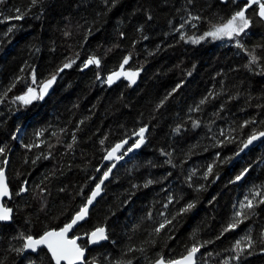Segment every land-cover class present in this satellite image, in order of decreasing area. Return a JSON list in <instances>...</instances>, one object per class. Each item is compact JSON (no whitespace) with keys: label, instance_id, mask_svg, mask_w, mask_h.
<instances>
[{"label":"trees","instance_id":"trees-1","mask_svg":"<svg viewBox=\"0 0 264 264\" xmlns=\"http://www.w3.org/2000/svg\"><path fill=\"white\" fill-rule=\"evenodd\" d=\"M248 3L0 0V165L9 161L14 210L12 224L0 225V264H54L46 251H18L23 237L70 222L109 168L107 152L126 139L133 144L141 127L139 152L118 166L73 234L84 238L86 264H154L205 242L198 264H227L245 234L252 245L240 263L264 264V142L231 165L249 136L264 131V18L258 5L247 8L250 26L237 36L243 48L205 35ZM93 56L99 67H83ZM126 57L124 71L138 72L136 82L105 83ZM69 60L75 63L57 72ZM53 74L43 101L16 103ZM245 170L244 183L233 185ZM250 181L261 197L225 231ZM189 203L195 206L183 211ZM165 220L171 223L157 232ZM98 227L108 242L90 249L88 234Z\"/></svg>","mask_w":264,"mask_h":264},{"label":"snow or ice","instance_id":"snow-or-ice-1","mask_svg":"<svg viewBox=\"0 0 264 264\" xmlns=\"http://www.w3.org/2000/svg\"><path fill=\"white\" fill-rule=\"evenodd\" d=\"M32 4L35 5L38 0H31ZM252 4L258 5V15L261 18H264V2H261V0H249V3L241 8L239 11L235 12L230 19H228L226 22L220 24V25H213V30L206 33V36H211L216 39H222L224 37H227L229 39H233L234 37L240 36L242 33L245 32V30L250 26L251 21L245 16V12L247 11L248 7H251ZM19 12V10H17ZM24 18V14H18L15 16V19L21 20ZM192 19H199V17H192ZM190 22V21H189ZM183 27V25H181ZM11 31V29H9ZM183 39V36L181 37ZM203 38V37H202ZM193 42H198L194 40ZM237 46L243 48V45L237 41ZM251 55V62L256 63L257 57L254 54ZM130 57H126L121 66L120 70L113 72L111 75H109L105 81V83H108L111 85L116 79H119L121 75H123L126 79L130 81V83L134 84L136 82V77L139 75L138 72H125L124 71V65L128 63V60ZM75 63V60H69V62L65 63L63 67L59 68L57 72H63L65 69L70 68L72 64ZM96 65L99 67L100 60L96 58L95 56L90 57L83 67H88L89 65ZM32 82L33 84L36 83V76L33 71L32 73ZM56 74H53L50 76V78L47 81H42L41 85L39 86V93L37 92L36 88L28 87L24 95L17 96L16 99L21 101L23 104L27 105L30 104L33 100L39 98L43 99V96L46 94L47 90L52 86V84L56 81ZM201 103H204V101H201ZM179 131V129H177ZM147 132L146 127H141L138 132L134 133L135 136H138L139 139L135 140V142L130 145L124 152L126 155L127 152L132 151L133 149L139 148L144 142H145V133ZM259 137H264V131L257 133H253L251 136H249L248 140L244 143L243 147L247 148L249 144H251L254 140L258 139ZM103 143V141H101ZM128 144V140H124L121 143L116 144L111 151H109L105 157L107 160H115L119 161L123 159L122 155H117L118 152H120L124 145ZM3 152V149L0 148V153ZM115 163L111 164V166L102 174V178L99 180V182L95 185L94 190L91 191L90 195L86 198V203L81 206L74 214V216L70 219V222L65 223L62 228L59 230H48L45 231L42 236L39 238H34L31 235L27 237H23L24 244L21 249H18V251H25V250H31L32 252L38 251L39 248L44 247L47 249V251L51 255L52 261H54V264H62V262H66V264H86L84 252L85 249L81 245L77 244V240L80 239L79 236H76L72 239L68 238V233L73 229V227L80 221L84 220L89 211V206L93 204L95 199L101 194L102 192V185L104 184V181L108 179L109 174L111 173L112 168H115ZM247 170H245L246 172ZM212 173V166H209L207 169V173L205 178H207V174ZM245 173H241L238 175L235 179L239 181L243 178V175ZM151 183V181H149ZM23 191H27L26 188L22 189ZM10 197V192L8 189V185L6 183V178L4 176V172L2 169H0V199L3 197ZM254 198L255 197H261L260 191H254L253 193ZM247 199V198H246ZM171 200V197L169 198ZM258 203L264 204V198L259 199ZM195 205L193 203H189L186 208L183 209V211L187 212L191 208H193ZM255 207L254 200L253 199H247V203L241 204V209H248L251 210ZM11 212L12 209L6 207L4 204L0 203V221H8L11 219ZM246 218L244 211H237L235 213V218L233 219V222L228 225V227L225 229V231L235 229L239 223H242V219H236V218ZM171 223V220H165L163 223L159 225V228L156 229L157 232L162 230L166 224ZM89 235V239L92 243H98L101 240H106L108 237L105 234L104 228H96L94 231H92ZM247 243L249 246H251L252 241L251 237H246ZM209 242H205V245ZM241 241H237L235 244V249L239 250L238 254L235 259H239V253L243 252V248H241ZM205 245L200 244H193L190 248L187 249L186 253L182 254L179 259H169L165 260L163 256H160L158 259L154 261V264H197V253L200 252L201 247Z\"/></svg>","mask_w":264,"mask_h":264},{"label":"water","instance_id":"water-1","mask_svg":"<svg viewBox=\"0 0 264 264\" xmlns=\"http://www.w3.org/2000/svg\"><path fill=\"white\" fill-rule=\"evenodd\" d=\"M223 1L226 2L227 0H223ZM123 78H125V77H124L123 75H121L120 78H119V79H116L111 85H113L114 83H116V82L122 80ZM54 85H55V83L52 84V86L47 90L46 94L43 96V99H39V98H37V99L33 100L30 104H32V103H34V102H36V101H38V100L43 101V100H44V99H45V98L51 93V91H52ZM37 92L39 93V90H37ZM24 94H25V93H24ZM24 94H22V95H24ZM18 101H19V100H18ZM258 134H259V133H258ZM262 142H264V137H259L258 139L254 140L251 144H249L247 148H243V151H242L240 154L237 155V157L234 159V161L232 162L231 165H233L234 163L238 162V161L241 159V157H242L243 154L248 153L250 150H252V149L258 147ZM130 145H132V142H131V140L129 139V140H128V144H125V145H124V148H123L120 152L117 153V155H122V156H123V159H121V160H119V161H115V160H111V161H110V160H107V159H105V157H106L107 154L105 155V157H104V161H103V166H108V167H110L111 164H113V163H115L116 166H115V168H112L111 173L109 174L108 179H106V180L104 181V184L102 185V192H101V194L95 199V201L93 202V204L89 206V211H88V215H87V217H86L84 220L78 222V223L73 227V229L68 233V238H69V239L74 238V237H73V234H74L75 231L78 229V227H79L81 224L85 223V222L88 220V217H89L90 212L92 211V209H93L94 207H96L98 201H100L101 198L104 196V189H105L106 185L109 183V181L111 180V178H112L114 172L116 171V169L118 168V166L121 165V164H123L124 162H126L128 159L132 158L134 155H136V154L139 152V150H140V148H141V146H142V145H141L139 148H136V149H133V150L130 151V152H127V154L125 155L124 152H125V150H126ZM110 151H111V150H110ZM107 153H108V152H107ZM8 162H9V161L7 160L6 163H5V165H4V167L2 168V170H3V172H4V176H5V178H6V183H7V185H8V189H9V192H10V197H8V196L3 197L2 199H0V203L4 204L6 207L10 208V207L7 205V203L10 202V201H12L13 195H12L11 188H10V186H9V180H8V178H7ZM244 173H245V174L243 175V178L240 179L239 181L235 180V181L233 182V185H241V184L244 183L246 177L248 176V172L246 171V172H244ZM11 209H12V212H11V219L8 220V221H0V225H11V224H12V222H13V216H14V210H13V208H11ZM104 229H105V234H106L107 237H108V231H107L106 228H104ZM83 239H84L83 237H80V239L77 240V244L80 245V242H81ZM108 239H109V238H107L106 240H101V241H99L98 243H92V242L90 241V239H89V236H88V237H87L88 248L93 249V248L101 247L102 245H104V244H106V243L108 242ZM40 251H46V252L48 253V255L50 256V258H51L50 253H49V252L47 251V249L44 248V247L39 248L38 251H36V252H32L31 250H25V251H24V254H25V255H34V256H36V255L39 254ZM87 252H88V249H85V252H84L85 261H86V258H87ZM200 254H201V252L197 253V264H198V259H199V257H200ZM262 254L264 255V251L262 252ZM53 263H54V261H53ZM62 264H66V262H62ZM95 264H97V263H95Z\"/></svg>","mask_w":264,"mask_h":264},{"label":"rangeland","instance_id":"rangeland-1","mask_svg":"<svg viewBox=\"0 0 264 264\" xmlns=\"http://www.w3.org/2000/svg\"><path fill=\"white\" fill-rule=\"evenodd\" d=\"M9 29L18 30V27H17V25H12ZM208 37L211 38L214 42L215 41L216 42L219 41V44L223 45V46H236V47H238L237 46V41H239V43L242 44L241 40H239L238 37H234L233 39H229L227 37H224L222 39H216V38H213L211 36H208ZM15 101H16V103L19 106H24L25 105V104L20 103V101H18L17 99ZM1 166H2V164L0 165V169H1ZM254 191H260V188L257 185H254L253 181L248 182L246 184V186L244 185L243 188L239 189L238 195H237L235 203H234V208H233L234 217H235V213L237 211H241V210L242 211H246V210L249 211L248 209H241L240 208L241 204L247 203V199H253L254 200V204H255V201L257 200L258 197L254 198V196H253ZM236 219H240V218H236ZM243 237H244V239H242L240 241L242 242L241 243V248H243L244 250H243V252L239 253V259H240V256L244 255L245 251H247V250H249L251 248V246L248 245L247 240L245 239L246 237H249L248 234L247 235L245 234ZM238 251L239 250H235L236 253L234 254V257L237 256ZM234 257L230 258L227 261V264H241L240 260L239 259H235Z\"/></svg>","mask_w":264,"mask_h":264},{"label":"flooded vegetation","instance_id":"flooded-vegetation-1","mask_svg":"<svg viewBox=\"0 0 264 264\" xmlns=\"http://www.w3.org/2000/svg\"><path fill=\"white\" fill-rule=\"evenodd\" d=\"M37 90H39V89H37ZM24 94V93H23ZM22 95V94H21ZM20 103H22L21 101H20ZM23 104V103H22ZM24 106H26V105H24ZM23 107V106H22Z\"/></svg>","mask_w":264,"mask_h":264}]
</instances>
